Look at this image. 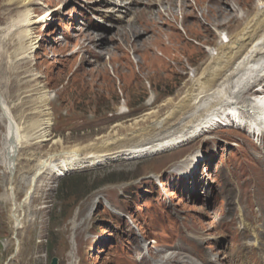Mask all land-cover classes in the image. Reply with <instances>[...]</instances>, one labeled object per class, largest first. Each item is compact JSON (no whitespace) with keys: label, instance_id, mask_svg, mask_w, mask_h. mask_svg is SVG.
<instances>
[{"label":"rangeland","instance_id":"374dc122","mask_svg":"<svg viewBox=\"0 0 264 264\" xmlns=\"http://www.w3.org/2000/svg\"><path fill=\"white\" fill-rule=\"evenodd\" d=\"M34 1L36 19L47 12L50 18L34 27L37 49L19 61L7 27L22 9L0 0V88L7 104L18 121L22 107L32 120L37 92L52 96L48 141L20 152L18 202L41 158L108 139L130 148L181 137L190 119L173 131L153 129L193 87L191 69L200 75L211 62L207 48L219 49V32L235 37L264 2L164 0L160 6L149 0L148 11V0L131 10L123 6L131 0ZM135 9H142L140 23L129 31ZM253 89L240 98L243 104ZM201 110L196 115L206 113ZM221 113L152 156L83 165L61 176L45 172L26 209L18 251L12 205L1 198L0 264L12 256L9 264L54 258L58 264H154L169 255V264H264L257 249L264 241V135ZM4 133L0 123V151ZM1 159L0 197L8 185Z\"/></svg>","mask_w":264,"mask_h":264},{"label":"bare ground","instance_id":"6f19581e","mask_svg":"<svg viewBox=\"0 0 264 264\" xmlns=\"http://www.w3.org/2000/svg\"><path fill=\"white\" fill-rule=\"evenodd\" d=\"M143 1L144 0H131L129 5L124 4L123 6H126L125 10H131V7H137L140 2ZM164 2V0H160L158 5L162 6ZM10 3L16 4L22 9L19 16H17L18 19L13 20L9 27H7V31L10 33L11 37L10 42L13 41L15 44L13 56L15 60L18 59L20 61L22 59H28L37 49L38 42L35 39L34 27L37 24L45 22V20H49L50 13L47 12L43 17L36 19L34 11L37 4L34 0H10ZM148 3L149 0L146 3V9L148 11L153 10V7L148 5ZM212 3L214 4V2ZM259 5L257 13L235 37L229 38V42H220L219 49H215V52H212L210 47L207 48L211 62L200 75L192 72L190 73L191 81L194 80L193 87L188 93L186 92L187 94L182 100L175 105V108L170 111L167 118L164 120L161 119V121L156 123L153 129L160 130V132L165 130L173 131V129H176L178 126L180 127L182 122H186L190 119L188 121L189 123L186 122L187 125L182 127L183 131L179 133L182 134L181 137L175 138L174 135L161 139V144L155 145L156 143H153V145L130 148H122L121 145L123 142H118L116 139H108L103 141L100 145L73 147L69 150L62 151L60 154H53L45 159L41 158L37 165V174L35 177L33 176V183L28 192L26 191V197L22 202L17 201L15 187L20 152L25 148L37 144L40 145L48 141L53 125L52 112L49 108L52 96L50 97L49 92L44 89L38 91L36 94L37 98L29 109L34 118L29 120L25 108L22 107L21 119L18 121L7 104L0 88V123L5 124V133L2 139V151H0V155L2 156L1 160L3 167L8 175V185L5 193L1 195L0 199L2 198L8 201L12 205L11 218L13 221L14 236L17 241V251L20 247L18 240L19 232L23 230L25 221L28 219L26 209L33 199V194L36 190L35 184H37L36 181L38 177L44 175L45 172H49V175L61 176L65 171L70 172L83 165H104L112 161L152 156L155 153L165 151L175 145L185 142L186 140L183 141V139H186L189 135L196 134L199 129L204 128L207 123L210 124L213 118L220 112H222L221 116L224 117L226 122L231 124L237 123L238 126L243 128L250 127L252 134L263 137L264 95L260 96L257 93V99L251 100L248 106L245 103L243 104L240 99L243 95L251 92L256 84L257 86H261L260 83L264 81V2ZM184 7L187 8L188 6L184 5ZM179 8L182 10L183 7L179 6ZM156 10H154L153 13H157ZM140 11H142V9H135V14L137 15L135 19L136 25L131 24L129 26V31H132L134 26L136 27L140 23ZM228 12H230V14L232 13L230 10ZM170 14L169 12V15ZM219 27H221V25H219ZM103 40L104 39L101 38L96 40V42L97 44L98 42L102 43ZM234 101L235 103H233ZM203 108L204 110H201ZM200 110L206 113H201L200 116L196 115ZM192 112L195 113L190 116L189 114ZM246 112H248V115L245 114ZM242 114H245V121L243 122L237 119V116ZM206 121L208 122L206 123ZM244 122L246 123L244 124ZM60 142L59 140L56 143ZM57 158L61 160V163H54ZM77 226L78 225H75L74 228H77ZM248 232H251V229L249 230V228L245 227L242 231L245 238H250L247 235ZM248 247L251 249L250 246ZM252 249L254 250V248ZM257 249L264 252V241L259 242ZM243 257H247V253H245ZM172 259L173 256L169 255L160 261L154 262V264H169ZM193 264L197 263L194 262Z\"/></svg>","mask_w":264,"mask_h":264},{"label":"water","instance_id":"95a60500","mask_svg":"<svg viewBox=\"0 0 264 264\" xmlns=\"http://www.w3.org/2000/svg\"><path fill=\"white\" fill-rule=\"evenodd\" d=\"M16 253H17V251H16ZM12 257H13V256H12ZM12 257L8 260V264H9V262L11 261ZM51 264H58V259H57V258H54V259L52 260Z\"/></svg>","mask_w":264,"mask_h":264},{"label":"trees","instance_id":"16d2710c","mask_svg":"<svg viewBox=\"0 0 264 264\" xmlns=\"http://www.w3.org/2000/svg\"><path fill=\"white\" fill-rule=\"evenodd\" d=\"M66 180H68V179H67V178H65L63 181H66ZM164 182H166V180H165ZM166 185H167V182H166Z\"/></svg>","mask_w":264,"mask_h":264}]
</instances>
